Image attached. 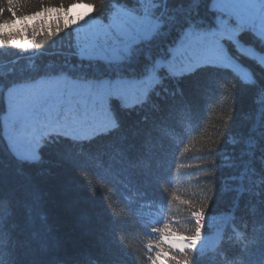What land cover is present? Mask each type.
Masks as SVG:
<instances>
[{"label": "trees", "instance_id": "1", "mask_svg": "<svg viewBox=\"0 0 264 264\" xmlns=\"http://www.w3.org/2000/svg\"><path fill=\"white\" fill-rule=\"evenodd\" d=\"M211 1L72 0L102 22L116 7L154 20L122 60L106 62L77 48L63 20L69 0H0V115L8 87L42 76L138 80L155 70L158 78L140 102L108 97L107 130L47 134L32 161L11 153L0 125V264H264V65L227 37L226 52L250 81L210 63L177 73L156 65L187 28L215 25ZM236 39L264 58L253 31ZM216 226L213 248L166 243Z\"/></svg>", "mask_w": 264, "mask_h": 264}, {"label": "rangeland", "instance_id": "2", "mask_svg": "<svg viewBox=\"0 0 264 264\" xmlns=\"http://www.w3.org/2000/svg\"><path fill=\"white\" fill-rule=\"evenodd\" d=\"M210 6L219 12L215 25L200 31L187 28L177 39L174 53L163 63L164 67L169 73H177L210 63L230 68L243 80L250 81L249 71L228 55L221 38H230L240 52L258 57L264 65L256 51L236 40L238 31L249 29L264 41V0H212ZM63 17L66 24L74 25L80 52L98 51L106 62L122 60L129 53L126 43L145 37L154 23L148 15L138 16L121 7H116L109 22L92 18L91 8L85 5L70 7ZM26 22L31 24L32 19ZM23 23L17 20L1 28L7 31ZM121 47L124 48L122 51H116ZM152 73L142 81L127 76L74 78L61 73L13 84L2 97L5 111L0 118L3 139L16 158L31 161L37 159L38 146L47 134L87 138L103 132L114 124L108 97L117 96L123 105L140 102L145 95V86L157 77ZM128 88H131L130 92L126 91ZM219 227L216 226L207 237L199 231L191 239L174 238L168 242L176 249L203 251L212 248Z\"/></svg>", "mask_w": 264, "mask_h": 264}, {"label": "clouds", "instance_id": "3", "mask_svg": "<svg viewBox=\"0 0 264 264\" xmlns=\"http://www.w3.org/2000/svg\"><path fill=\"white\" fill-rule=\"evenodd\" d=\"M101 2H102V0H101ZM69 4H71L73 7H78V5H75L72 3V0H69Z\"/></svg>", "mask_w": 264, "mask_h": 264}]
</instances>
